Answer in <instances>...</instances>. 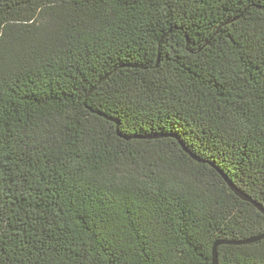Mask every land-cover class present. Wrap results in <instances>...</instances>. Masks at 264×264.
<instances>
[{"label":"trees","instance_id":"trees-1","mask_svg":"<svg viewBox=\"0 0 264 264\" xmlns=\"http://www.w3.org/2000/svg\"><path fill=\"white\" fill-rule=\"evenodd\" d=\"M254 204L264 0H0V264H212Z\"/></svg>","mask_w":264,"mask_h":264},{"label":"water","instance_id":"water-1","mask_svg":"<svg viewBox=\"0 0 264 264\" xmlns=\"http://www.w3.org/2000/svg\"><path fill=\"white\" fill-rule=\"evenodd\" d=\"M236 193L239 195V197L241 199L250 201V199L248 197H246L245 195H243L239 192H236ZM254 205L262 214H264V209H262L261 206H259L257 204H254ZM261 238H264V234L255 236V237L248 239V240H245V241H216L214 246H213V250H212V264H218L217 263V255H216V248L218 245H220L222 243L240 245V244H246V243L254 242V241L260 240Z\"/></svg>","mask_w":264,"mask_h":264}]
</instances>
